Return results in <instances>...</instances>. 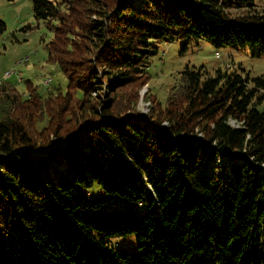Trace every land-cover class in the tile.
Masks as SVG:
<instances>
[{"label":"trees","instance_id":"obj_1","mask_svg":"<svg viewBox=\"0 0 264 264\" xmlns=\"http://www.w3.org/2000/svg\"><path fill=\"white\" fill-rule=\"evenodd\" d=\"M31 7L67 89L0 80V264H264V73L185 65L163 108L136 110L155 42L264 55V10L254 0ZM5 28L0 19V43ZM78 132L44 155L14 151ZM94 183L106 198L86 195ZM115 199L145 207L101 209ZM127 234L136 251L107 244Z\"/></svg>","mask_w":264,"mask_h":264},{"label":"rangeland","instance_id":"obj_2","mask_svg":"<svg viewBox=\"0 0 264 264\" xmlns=\"http://www.w3.org/2000/svg\"><path fill=\"white\" fill-rule=\"evenodd\" d=\"M254 2L256 8L264 10V0ZM0 19L6 25L0 43V80L7 78L15 80L16 88L20 92L25 90L26 79L39 85L42 91L57 86L63 91L66 90V76L56 64L46 59L45 43L51 38L52 32L42 21L34 18L31 0H0ZM155 45L157 51L151 55L148 65L150 78L138 89L136 110L141 112V116L156 114L159 106L161 108L165 106L167 96L178 81L179 71L185 65H205L209 72H213L216 67L237 69L243 76L264 73V55H252L248 47L223 45L216 48L211 41L201 38H192L188 43L180 40H161L155 42ZM216 51L219 54H216ZM20 58L27 60L16 65L15 61ZM12 68L16 69V74L4 77V72ZM18 77L22 81H19ZM46 77L51 79L47 86L43 83ZM75 92V95H80L79 91ZM220 156L221 154L214 156L213 160L217 162ZM86 195L95 200L107 197L97 183L86 189ZM144 207L142 204L122 199L104 202L101 205V209L108 212L117 209H135L142 212ZM107 244L114 248L137 250L132 234L111 236L107 239Z\"/></svg>","mask_w":264,"mask_h":264},{"label":"water","instance_id":"obj_3","mask_svg":"<svg viewBox=\"0 0 264 264\" xmlns=\"http://www.w3.org/2000/svg\"><path fill=\"white\" fill-rule=\"evenodd\" d=\"M166 129V128H164ZM76 135H79V132L74 134V135H71L69 136L68 138H66L65 140H54L52 141V143L45 147V146H40V147H37V148H30V147H18L17 149H15L14 151H18V152H23V151H28L32 154H46L53 146H62V145H65L72 137L76 136ZM190 138L191 135H189ZM224 169V166L222 167Z\"/></svg>","mask_w":264,"mask_h":264},{"label":"bare ground","instance_id":"obj_4","mask_svg":"<svg viewBox=\"0 0 264 264\" xmlns=\"http://www.w3.org/2000/svg\"><path fill=\"white\" fill-rule=\"evenodd\" d=\"M219 53V52H218ZM27 60V58H20V59H18V60H16L15 61V64L16 65H19V64H21V63H24L25 61ZM14 74H16V69L15 68H12L10 71L9 70H7V71H5L4 72V76L5 77H9V76H11V75H14ZM18 79H20V77H18ZM48 82H47V81ZM50 81H51V79H50V77H46L44 80H43V83H44V85H48L49 83H50ZM222 162H223V159L222 158H217V163H218V165H222Z\"/></svg>","mask_w":264,"mask_h":264},{"label":"built area","instance_id":"obj_5","mask_svg":"<svg viewBox=\"0 0 264 264\" xmlns=\"http://www.w3.org/2000/svg\"><path fill=\"white\" fill-rule=\"evenodd\" d=\"M216 54H219L218 51H216ZM10 71V70H9ZM47 81V80H46ZM48 82V81H47Z\"/></svg>","mask_w":264,"mask_h":264}]
</instances>
